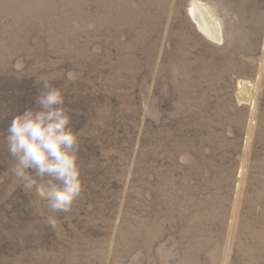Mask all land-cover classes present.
Masks as SVG:
<instances>
[{
	"label": "rangeland",
	"instance_id": "374dc122",
	"mask_svg": "<svg viewBox=\"0 0 264 264\" xmlns=\"http://www.w3.org/2000/svg\"><path fill=\"white\" fill-rule=\"evenodd\" d=\"M42 80L83 191L54 213L9 161L0 264H264V0H0V91Z\"/></svg>",
	"mask_w": 264,
	"mask_h": 264
},
{
	"label": "clouds",
	"instance_id": "9594fccd",
	"mask_svg": "<svg viewBox=\"0 0 264 264\" xmlns=\"http://www.w3.org/2000/svg\"><path fill=\"white\" fill-rule=\"evenodd\" d=\"M34 107L12 116L4 137L10 169L25 189L37 187L52 212H68L83 191L79 160V138L71 127V115L62 89L47 80ZM48 222L54 224V218Z\"/></svg>",
	"mask_w": 264,
	"mask_h": 264
},
{
	"label": "trees",
	"instance_id": "16d2710c",
	"mask_svg": "<svg viewBox=\"0 0 264 264\" xmlns=\"http://www.w3.org/2000/svg\"><path fill=\"white\" fill-rule=\"evenodd\" d=\"M29 88H33L34 90ZM9 89L10 88L4 87V89L0 91V137L3 141H5V131L11 122L12 116L22 113L27 108L34 107V97L37 94L36 90L40 91L41 87H38L37 85L28 88L17 86L10 90ZM24 103H27L28 105L21 108V104ZM73 129H76V127H73ZM2 150L5 152V156H0V163L3 165H0L2 167L0 170H5L8 162L13 160V158L9 156L7 148L5 149L2 147ZM6 160H8L7 163H5ZM8 230H13V226H9Z\"/></svg>",
	"mask_w": 264,
	"mask_h": 264
},
{
	"label": "bare ground",
	"instance_id": "6f19581e",
	"mask_svg": "<svg viewBox=\"0 0 264 264\" xmlns=\"http://www.w3.org/2000/svg\"><path fill=\"white\" fill-rule=\"evenodd\" d=\"M190 18L198 24L206 38L210 40H219V34L213 24L210 23V11L200 3H193L189 9Z\"/></svg>",
	"mask_w": 264,
	"mask_h": 264
}]
</instances>
